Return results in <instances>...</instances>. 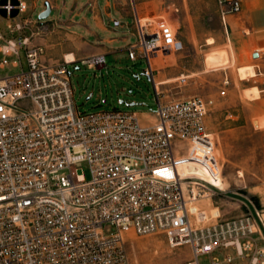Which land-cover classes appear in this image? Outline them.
<instances>
[{
    "label": "built area",
    "instance_id": "1",
    "mask_svg": "<svg viewBox=\"0 0 264 264\" xmlns=\"http://www.w3.org/2000/svg\"><path fill=\"white\" fill-rule=\"evenodd\" d=\"M250 1L261 0H217L224 24ZM0 8L11 17L27 6L6 0ZM143 20L134 10L137 42L127 51L132 61L148 64L156 105L149 124L133 111H81L70 61L42 63L45 49L32 44L34 32L18 40L0 32V68H21L0 77V264H130L126 238L158 233L171 249L190 248L191 259L182 264H200L201 255L218 252L212 264H235L231 251L248 264H264V195L248 215L219 217L205 227L194 222L192 206L217 189L213 178L223 179L208 127L214 100L167 99L152 61L181 51L183 42L165 19ZM28 24L9 23L8 29L23 33ZM82 63L103 68L105 57ZM223 84L230 85L228 77ZM84 163L89 180L78 177ZM188 164L204 176L186 171Z\"/></svg>",
    "mask_w": 264,
    "mask_h": 264
},
{
    "label": "rangeland",
    "instance_id": "2",
    "mask_svg": "<svg viewBox=\"0 0 264 264\" xmlns=\"http://www.w3.org/2000/svg\"><path fill=\"white\" fill-rule=\"evenodd\" d=\"M58 0L57 8L52 9L50 20H68L72 17L70 7L74 0ZM85 0H79L80 5ZM107 0H100L102 6ZM128 9L133 14L132 4L137 5L143 23L146 20L156 22L165 19L173 27L177 38L183 42L179 52L160 53L153 60L157 70L155 77L160 90L168 100H182L193 96L212 98L214 105L208 117V127L214 133L217 142V156L223 167V179H212L220 188L208 192L196 204L199 209H219L221 219H231L248 215L260 207L264 195V128L256 126V120H264V91L261 98L252 99L244 90L251 82L242 80L239 68L254 66L259 54L264 62V0L251 1L244 5L240 14L230 15L226 25L219 12L217 0H126ZM6 0H2L3 5ZM46 0L31 15L13 11L11 17L0 8V32L6 39L18 40L26 33L10 34L8 24L13 25L23 18H32L38 24L40 13L45 9ZM18 3V0H13ZM83 15L73 16L75 21ZM121 24L114 37L121 38L114 44L115 52L105 57V66L89 68L82 62L68 65L69 77L74 98L83 112L98 110H127L136 112L143 124L153 121L156 109L152 79L145 74L148 67L146 60L132 61L127 46L137 42V37L130 35L134 18L116 16ZM259 27V28H258ZM79 29V26H75ZM122 37L126 38L125 42ZM213 43L209 44V40ZM4 43V41H0ZM1 59V56H0ZM13 62L16 57L9 58ZM21 62L27 70L25 50H21ZM21 68L9 65L0 68V77L20 72ZM228 77L230 85L224 86ZM264 88V77L258 83ZM259 89V88H258ZM226 93L222 95V91ZM131 104H134L131 106ZM186 171L205 174L193 164H188ZM81 180L90 179L87 163L77 169ZM210 199L211 203H207ZM218 219V218H217ZM212 219V223L217 222ZM196 225L197 221H194ZM264 247V243L262 242ZM125 249L130 264H182L191 259L189 247L171 249L163 233L147 236L130 234L126 238ZM236 257L235 264H248ZM220 255V253H216ZM213 254L201 255L200 264H212Z\"/></svg>",
    "mask_w": 264,
    "mask_h": 264
},
{
    "label": "crops",
    "instance_id": "3",
    "mask_svg": "<svg viewBox=\"0 0 264 264\" xmlns=\"http://www.w3.org/2000/svg\"><path fill=\"white\" fill-rule=\"evenodd\" d=\"M21 1L27 6L24 13L30 10L31 15H33L41 0ZM250 2L247 3V6ZM46 4H50L51 9L57 8L58 0H46L43 11L46 10ZM126 5V0H107L104 6L100 4V0H85L82 5H80L79 0H74L70 7V14H72V17L83 15L79 21L73 20L72 17L63 21L50 20L49 17L46 21L43 20L41 24H38L32 18L25 17L17 22H25V19L29 20L30 24L23 32L26 33L27 30H30V34L25 36H31V33L34 32L32 44L45 49L44 55L41 57L42 63L49 66L58 65L63 63L65 59L68 60L69 55L74 56V60L70 61L71 63H78L96 57V55L106 57L108 54L115 52L113 46L121 39L114 37L117 29L112 24L116 23V27L121 24L117 21L116 16H131L134 18V10L140 15L137 5L132 4L133 14ZM66 6L68 5L65 0L62 9L64 10ZM75 26H79V29H76ZM130 35L136 36L135 23H133ZM125 40L126 38L122 37V41L125 42ZM129 46L130 44L126 50ZM255 53V51H252V55ZM261 59H263V56L260 59L258 58V62L254 66L239 68L242 80L250 78L248 82L251 83L244 92L252 99L261 98V93L264 91L261 84H258L261 77H264V62ZM255 123L258 128H264V120H256Z\"/></svg>",
    "mask_w": 264,
    "mask_h": 264
},
{
    "label": "bare ground",
    "instance_id": "4",
    "mask_svg": "<svg viewBox=\"0 0 264 264\" xmlns=\"http://www.w3.org/2000/svg\"><path fill=\"white\" fill-rule=\"evenodd\" d=\"M211 43H213L212 39L209 40V44H211ZM67 59L69 61H73L74 60V56L73 55H69L67 57ZM203 176H204V174L203 175H199V177H203ZM212 183L217 188H220L214 182H212ZM198 202H199V200L195 203V205L192 206V209H191L193 214H196V216H197V224H198V226H200V227L210 226L211 223L213 222L212 219L214 220V219H217V218L221 217L219 209L211 208L210 210H206V208H208V207H206L205 209H199L198 206L196 205ZM207 203L208 204L211 203V200L208 199Z\"/></svg>",
    "mask_w": 264,
    "mask_h": 264
},
{
    "label": "water",
    "instance_id": "5",
    "mask_svg": "<svg viewBox=\"0 0 264 264\" xmlns=\"http://www.w3.org/2000/svg\"><path fill=\"white\" fill-rule=\"evenodd\" d=\"M51 13H52V9H51V6L50 4H46V10L41 12L40 16H39V20L40 21H46L50 16H51ZM254 58H259V54L258 53H255L254 55ZM134 104H131V106H133Z\"/></svg>",
    "mask_w": 264,
    "mask_h": 264
}]
</instances>
